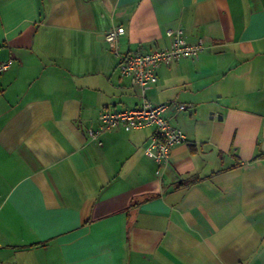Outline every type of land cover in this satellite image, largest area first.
<instances>
[{"label": "crops", "instance_id": "1", "mask_svg": "<svg viewBox=\"0 0 264 264\" xmlns=\"http://www.w3.org/2000/svg\"><path fill=\"white\" fill-rule=\"evenodd\" d=\"M176 27L205 47L145 92L186 137L159 166L152 127L88 128L143 101L119 56ZM8 59L0 264H264V0H0Z\"/></svg>", "mask_w": 264, "mask_h": 264}, {"label": "built area", "instance_id": "2", "mask_svg": "<svg viewBox=\"0 0 264 264\" xmlns=\"http://www.w3.org/2000/svg\"><path fill=\"white\" fill-rule=\"evenodd\" d=\"M124 28L122 26L109 28L104 33L108 43H115ZM166 34L170 38L167 48H155L148 51H131L119 56L118 69L121 76L128 77L135 86L143 101L136 106L121 109H104L98 120L99 124L88 128L92 139H97L105 129H123L125 131L152 127L153 132L144 147L145 154L151 156L160 166L168 161L172 148L186 142L183 131L169 122L164 112L170 107L168 102H151L145 96L146 90L157 80V68L168 65L181 58H196L204 50L202 39L195 42L186 41L181 27L169 28ZM11 59L0 62V73L8 68ZM187 104L180 103L178 109H186ZM99 142V141H98ZM100 143V142H99ZM158 172V170H157Z\"/></svg>", "mask_w": 264, "mask_h": 264}]
</instances>
